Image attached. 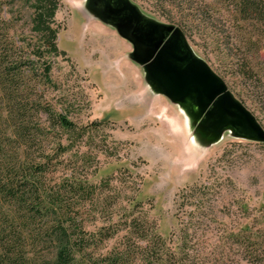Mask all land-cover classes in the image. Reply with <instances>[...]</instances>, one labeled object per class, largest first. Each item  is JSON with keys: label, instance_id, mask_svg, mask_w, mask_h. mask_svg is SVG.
Wrapping results in <instances>:
<instances>
[{"label": "rangeland", "instance_id": "374dc122", "mask_svg": "<svg viewBox=\"0 0 264 264\" xmlns=\"http://www.w3.org/2000/svg\"><path fill=\"white\" fill-rule=\"evenodd\" d=\"M0 1V16L8 18L9 33L21 44L14 55H27L37 66L29 4ZM132 1L145 14L178 26L192 50L221 76L264 128L263 22L242 20L234 11L235 0ZM88 3L60 0L55 10L54 19L60 24L56 42L65 53L45 55L51 82L23 73L32 85L29 98L48 103L85 130L68 142V131L49 128L44 139L35 141L31 156L41 151L50 154L43 185L54 190L62 180L69 183L79 178L83 186L93 187L88 194L66 192L63 198L64 208L76 217L86 239L109 222H113L110 230L117 228L85 255L84 264H98L99 253L120 246L125 227L116 219L120 212L126 213L127 199L134 194L142 204L132 208V214L145 213L163 236L174 229V214L182 219L190 214L193 204L185 199L176 205L175 198L183 185L192 182L210 187L199 207L216 218L209 222L203 216L214 233L210 241L219 237L222 243L227 229L263 223L264 141L228 130L200 136L186 106L152 87L141 65L129 57L130 44ZM45 116L43 111L37 113L40 126L48 123ZM57 139L68 147L52 152ZM108 174L112 176L102 181ZM207 246L201 248L202 261L216 264L217 251L209 253L212 247ZM233 246L228 249L229 258L235 255ZM49 256L39 257L38 264H50Z\"/></svg>", "mask_w": 264, "mask_h": 264}, {"label": "trees", "instance_id": "16d2710c", "mask_svg": "<svg viewBox=\"0 0 264 264\" xmlns=\"http://www.w3.org/2000/svg\"><path fill=\"white\" fill-rule=\"evenodd\" d=\"M22 1L31 8L30 29L35 35L32 55L39 63L34 66L33 58L14 55L15 48L21 44L9 33L8 18L0 16V264H38L39 257L46 259L47 254L50 264H84L85 255L97 249L102 239L112 237L117 228L110 230L109 224L111 227L113 222H109L107 226L97 228L96 237L91 234L86 239L76 217L70 216L64 208L63 198L66 192L88 194L93 187L90 184L83 186L76 178L75 182L69 183L62 180L54 190L46 188L41 178L50 154L41 151L35 156L30 155V148L36 140L46 137L49 128L68 131V142L85 130L48 103L42 104L28 97L32 85L29 87V81L24 80V71L27 76L38 74L45 82H51L50 61L45 55H63L65 52L56 42L60 24L56 23L54 13L60 0ZM233 7L242 20L264 23V0H235ZM39 111L45 112L48 121L43 126L36 120ZM67 147L68 143L60 144L57 139L52 152ZM110 176L112 174L101 179ZM209 188L201 182H192L177 191L176 205L188 199L193 208L185 219L174 214L175 227L167 236L156 230L154 221L145 213L141 216L132 214V208L141 205L142 200L135 194L130 196L126 213L120 212L116 219L125 227L120 246L106 250L102 255L99 253L98 264H204V255L201 256L200 251L205 244L212 247L209 253L217 251L216 264H264V222L254 227L245 223L237 229H227L222 243L218 241L219 237L210 241L214 233L204 218L207 217L209 222L216 218L199 208L207 198ZM75 234L78 236L74 237ZM232 243L235 255L229 258L228 249H232ZM38 248L44 252L37 254L41 251Z\"/></svg>", "mask_w": 264, "mask_h": 264}, {"label": "water", "instance_id": "95a60500", "mask_svg": "<svg viewBox=\"0 0 264 264\" xmlns=\"http://www.w3.org/2000/svg\"><path fill=\"white\" fill-rule=\"evenodd\" d=\"M89 6L132 44L129 57L141 65L152 87L186 106L200 136H217L227 127L234 135L264 141V128L256 116L193 53L178 26L147 16L131 0H97ZM204 109L206 115L201 117Z\"/></svg>", "mask_w": 264, "mask_h": 264}, {"label": "flooded vegetation", "instance_id": "af4514ba", "mask_svg": "<svg viewBox=\"0 0 264 264\" xmlns=\"http://www.w3.org/2000/svg\"><path fill=\"white\" fill-rule=\"evenodd\" d=\"M132 1V0H131ZM133 2V1H132ZM95 3H97V0H89V4L93 7L94 5H95ZM136 4V3H135ZM141 10V9H140ZM142 11V10H141ZM143 12V11H142ZM144 13V12H143ZM147 15V14H146ZM147 16H149V15H147ZM151 17V16H150ZM153 18V17H152ZM158 20V19H157ZM108 23V22H107ZM109 25H111V26H113V24H110L109 23ZM113 28H114V26H113ZM115 29V28H114ZM116 30V29H115ZM117 32V31H116ZM184 34V33H183ZM185 36V35H184ZM122 37V36H121ZM123 38V37H122ZM125 39V38H124ZM129 44H130V50L132 49V44L127 40V39H125ZM193 53L196 55V56H198V57H201V56H199V55H197L194 51H193ZM202 58V57H201ZM205 60V59H204ZM206 61V60H205ZM140 65V64H139ZM164 95V94H163ZM165 97H167L166 95H164ZM168 98V97H167ZM169 99V98H168ZM206 115V109H204L203 111H201V117L202 116H205ZM225 130H228V131H231V129H229V128H223L222 130H221V132H223V131H225Z\"/></svg>", "mask_w": 264, "mask_h": 264}]
</instances>
